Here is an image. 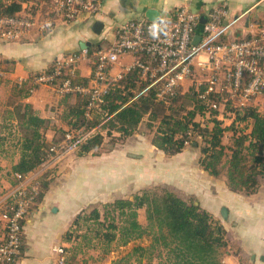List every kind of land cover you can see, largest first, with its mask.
I'll list each match as a JSON object with an SVG mask.
<instances>
[{
  "label": "crops",
  "instance_id": "1",
  "mask_svg": "<svg viewBox=\"0 0 264 264\" xmlns=\"http://www.w3.org/2000/svg\"><path fill=\"white\" fill-rule=\"evenodd\" d=\"M48 1L0 0L4 7L13 2L20 4L21 10L16 16H23L28 12L41 15V10H47L43 3ZM183 6L203 14L217 6L226 7L230 11L226 24L230 39L240 35L250 37L264 25V0H102L101 14L96 18H81L72 22L57 21L50 31L40 32L35 27L18 42L0 41V62L4 63V72L1 73L0 79L4 80V95L6 90L11 92L16 85L32 89L30 96L21 99L16 106L6 102L5 95L2 104L4 109L13 110L18 105H31L41 118L52 123L53 127L45 134L49 144L61 139L68 132H77L71 131L69 122L72 119L68 115L69 107L79 103L77 95L72 94L65 100L55 89L35 84L34 78L53 68L56 60L63 55L82 51V45H99L101 36L94 34L92 29L96 22L114 27L132 20H149V10L159 11L160 16H164L175 14ZM133 61V56H125L114 67L112 74L126 75ZM78 74L88 86L92 66L87 58L79 65ZM220 118L226 126L231 125L233 120V117L226 119L223 115ZM12 121L14 124L17 122L15 119ZM12 132L16 133V130ZM230 139L231 133H227L224 144L229 145ZM152 140L151 133L135 132L112 151V157H109V154L97 156V160L93 161V154L75 158L67 155L64 162L58 166L55 176L50 179L43 199L30 209L26 217L23 255L17 264H60L62 255L56 250H67L77 244L67 243L64 239L76 217L91 205L120 199L117 196L122 190L134 188L140 176L133 171L136 162L132 156L142 153L148 157L146 168H151L149 184L158 181L156 186L159 185L184 198L179 195L182 190L187 198H194L202 210L209 212L224 226L228 245L222 250V264H264V179H259L260 186L256 194L233 192L229 189L225 177L215 178L200 166L199 149L188 147L181 154L168 157L153 146ZM142 143L146 147L145 150L139 146ZM190 149L197 152L195 164L183 161L190 155ZM121 150L124 151L123 154ZM13 153H16L14 161L4 160L2 164L4 170L3 175H0V202H5V197L17 186L11 169L19 160V150L16 149ZM153 154L155 160L151 157ZM109 159L111 163L107 162ZM159 160H170L167 170L164 168L159 171L161 165H155ZM153 166H156L159 172L155 176L152 174ZM122 169L126 171L123 174ZM163 170L168 173L167 176L162 174ZM46 171L47 168L42 164L28 174L27 179H40ZM224 208L227 210L226 218L222 215ZM142 211L140 210L139 221L143 225L147 220L143 217L144 214L141 215ZM1 237L0 233V239ZM118 260L113 257L103 259L93 251H84L78 255L75 264H142L137 258L128 263ZM156 261L145 264H157Z\"/></svg>",
  "mask_w": 264,
  "mask_h": 264
},
{
  "label": "trees",
  "instance_id": "2",
  "mask_svg": "<svg viewBox=\"0 0 264 264\" xmlns=\"http://www.w3.org/2000/svg\"><path fill=\"white\" fill-rule=\"evenodd\" d=\"M21 10L16 2L5 6L0 2V19L16 17ZM93 45L90 53L101 47ZM0 62V73L4 72ZM53 68L47 72H51ZM69 76H62L65 80ZM75 86H87L78 72L72 79ZM161 83L151 84L141 78L138 69L131 70L115 84L104 97L100 109L88 118V98L76 94L79 103L69 107L71 131L95 130L79 148L78 156H85L99 150L106 132L121 134V139L132 136L143 121H148V130L153 135V146L168 157L181 154L188 147L200 150V166L215 178L225 177L229 189L236 193L256 194L259 179H264V113L257 108H228L223 114L211 108L202 95L206 88L194 87L187 92L179 90L168 101L158 98ZM32 89L16 85L13 97L26 99ZM71 95H65L67 100ZM218 104L221 98L210 96ZM16 130L19 160L12 166L11 174L27 176L40 167L48 156L50 145L45 136L52 123L41 118L31 105L17 106ZM233 117L229 126L220 116ZM231 133L230 144H224V137ZM4 137V138H3ZM11 137L0 135L2 144ZM3 151V150H2ZM49 176V175H48ZM46 174L39 181L41 201L49 188ZM41 178V179H42ZM40 180V179H39ZM142 190L132 198L116 199L101 208L83 210L74 220L65 235L67 243H76L67 249L65 264H75L83 251L78 241H85L86 249L97 241L109 253L113 244L127 246L144 237L151 238L149 247H136L133 255L138 261L161 260L164 264H222V250L227 247L226 230L219 220L204 211L194 198L185 200L176 193L162 188ZM140 210L146 211L147 225L139 221ZM78 247V248H77ZM140 262V263H141Z\"/></svg>",
  "mask_w": 264,
  "mask_h": 264
},
{
  "label": "built area",
  "instance_id": "3",
  "mask_svg": "<svg viewBox=\"0 0 264 264\" xmlns=\"http://www.w3.org/2000/svg\"><path fill=\"white\" fill-rule=\"evenodd\" d=\"M46 12L0 19V41L18 42L35 27L40 32L52 30L57 21L72 22L81 18H96L101 14L102 0H49L43 3ZM44 16V17H43ZM230 11L224 6L197 13L183 6L175 14L160 16L157 22L132 20L117 26L104 25L101 47L92 54L89 49L63 55L56 60L51 72L34 78L35 84L49 86L62 97L82 94L88 98V113L100 109L104 97L123 75L112 70L121 60L134 57L127 72L138 69L141 78L151 84L161 83L158 98L174 97L188 85L197 91L206 88L202 98L223 114L227 103L234 108L254 107L264 113V25L250 37L230 39L226 24ZM43 17V18H42ZM202 18L206 23H202ZM200 36L198 44L195 37ZM225 37V39H223ZM92 66L88 86H75L72 79L82 60ZM1 76V73H0ZM62 76H69L65 80ZM210 96H218L217 103ZM96 131L68 132L63 143L52 146L43 166L57 167L65 156L77 152ZM15 189L0 202V264H17L23 255L24 222L30 209L37 204L39 178L27 179L13 175ZM65 264L67 251L56 250Z\"/></svg>",
  "mask_w": 264,
  "mask_h": 264
},
{
  "label": "rangeland",
  "instance_id": "4",
  "mask_svg": "<svg viewBox=\"0 0 264 264\" xmlns=\"http://www.w3.org/2000/svg\"><path fill=\"white\" fill-rule=\"evenodd\" d=\"M3 85H4V80H1L0 81V120H1V123H0V135L4 136V134H7V136H8V134L10 132L11 137L2 144V147H1V142L2 141H0V175H3L2 171L4 170V167L2 166V164H4V160L10 161V159H12L14 161V159L16 157V153H13V152H15L17 147H18V145H17V137H14V136H17L16 135L17 133H13L12 132L14 130V127L12 125V122H13L12 120L18 119V117H17L18 116L17 115V109H13V110L7 109V108L4 109V105H2V104H4L5 95H6L5 98L7 99V100L6 99L5 100L8 103L11 102V101H14L16 103L18 101V98L13 97L11 90H10L11 92H9V90L7 92V90H6L5 95H4V86ZM190 89L191 88L188 85L186 88H184V90L182 92L183 93L187 92ZM233 106L234 105L231 102H229V103L226 104L225 108L226 107L231 108ZM225 108H224V110H225ZM5 118H6L7 122L4 123V119ZM225 118L228 119L227 117H225ZM148 129H149L148 128V121L145 120L140 125L139 129L137 130V132L150 134ZM46 133L47 132H45V134ZM104 134H105V138H104V142H103L102 147L99 150H95V151L89 153V154H93V156H94L92 158V159H94L93 161L97 160V158H96L97 156L100 157L102 155L104 156V155H108L109 154V157H112V154H113L112 151L114 149L118 148V145H122L123 142L127 139V138H124L122 140L121 139V134L117 133V132H113V137H108L105 131H104ZM64 137L65 136H63L61 139L55 140L54 143L51 144L50 146L51 147L54 146V145L57 146V145L63 143ZM137 138H139V137H137ZM139 146L143 150H145V148H146L143 143L140 144ZM121 152H122L121 154L124 153L123 150H121ZM189 152H190V155H188L183 161L186 162V163L195 164L197 162L196 161L197 160L196 159L197 158V156H196L197 152L193 151L191 149H190ZM89 154H87V155H89ZM87 155L81 156V157H86ZM71 156H73L74 158L75 157H80V156H78V151L77 152H73L70 155H68V157H71ZM65 157H67V156H65ZM109 157H107V158H109ZM132 157H133L132 159L136 162V165L133 168V171H135V174L140 176L139 177L140 179H138V183H136L134 188L131 187V188L122 190L120 195L117 196V197L118 198L120 197V199L121 198H123V199L124 198H126V199L127 198H132L133 195H135L136 193H138V192H140L142 190H146V189H151V190L158 189L157 191H160L162 189V187L159 186V185L156 186V183H158V181H155L152 184H149V182H148L150 180L149 179L150 178V171L149 170H151V168L150 169L146 168L147 167L146 166V164H147L146 159L148 157L144 153H142L140 155L139 154L133 155ZM151 157L153 158V160H155L154 154ZM64 158L61 159L59 163H57V167H51L50 169H48L46 171V173L44 172V174H46V176L49 175L48 178H46L47 180H50V179H52V177L55 176V174L57 173L56 170H57L58 166L60 165V163L64 162ZM107 162L111 163V159H109ZM158 164L161 165L159 167V171H161V169H164V168L167 170V167L170 165V160L169 161H167V160H164V161L159 160L158 163L155 164V165H158ZM196 167L197 166L195 165L194 168L196 169ZM126 170H128V169H126ZM152 171H153L152 172L153 176H155L156 173H159L156 166L152 167ZM124 172H126V171L122 169L121 173L123 174ZM164 173H165V170L162 171V174H164ZM165 174L167 176L168 173H165ZM41 178H40L39 181H42L45 177L42 178V179ZM170 187L173 188V186H170ZM179 195H181L184 198L186 197L185 193H183L182 190L179 193ZM185 199L188 200L189 197L188 198L186 197ZM103 204H105V203L104 202H97V203L91 205L90 207H88L87 209H93L95 207L101 208ZM142 214H144V216ZM141 215L147 220L146 211L144 212V210H143ZM139 220H140V212H139ZM141 221H142V217H141ZM144 222H143V225L146 226L147 223L146 222L144 223ZM151 242L152 241H151L150 237H144V238H142L140 240H136V241L130 242L127 246H116L115 244H113L111 249H110V251H109V253L104 254L103 253L104 252V248L97 241H92V244H91V246L95 247V248L86 249L87 247H85V245H86L85 241L83 239H80V241H78V245L77 246L81 247V249H78L77 251H80V252H81V250H83L82 252H84V251H93V252L99 254L100 258L106 259V258H109V257H113L114 259L115 258L117 260L119 259L118 261H123V263H128L129 261H132V260L136 259V256L133 255V251H134V249L136 247H139V246H141V247H149ZM153 261H156V259L153 260ZM139 262H141V261H139ZM146 262H149V261L147 259L142 260V264H145ZM160 262H161V260H157L156 261L157 264H159Z\"/></svg>",
  "mask_w": 264,
  "mask_h": 264
},
{
  "label": "water",
  "instance_id": "5",
  "mask_svg": "<svg viewBox=\"0 0 264 264\" xmlns=\"http://www.w3.org/2000/svg\"><path fill=\"white\" fill-rule=\"evenodd\" d=\"M147 17H148L149 21H151V22H157L158 19L160 18V12L159 11H156V10H149L147 12ZM201 22L203 24L206 23V19L205 18H202V21ZM92 29H93L94 34H96L97 36H101V34L103 32V29H104V24L102 22H96L93 25V28ZM200 40H201L200 36H197L194 39V43L195 44H198L200 42ZM90 46H91V44L90 43H87V44L82 45V48H83V50H86ZM222 215L224 216V218L227 217V210L225 208L222 210Z\"/></svg>",
  "mask_w": 264,
  "mask_h": 264
}]
</instances>
